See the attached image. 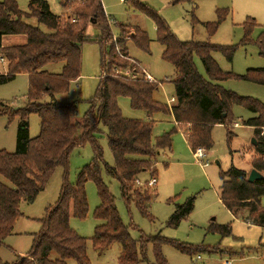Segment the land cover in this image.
<instances>
[{
    "label": "trees",
    "instance_id": "16d2710c",
    "mask_svg": "<svg viewBox=\"0 0 264 264\" xmlns=\"http://www.w3.org/2000/svg\"><path fill=\"white\" fill-rule=\"evenodd\" d=\"M193 0H172L173 5L191 3ZM63 14L51 12L45 0H31L29 13L19 10L15 0L0 2V60L6 63V73L0 74V85L16 79L20 74L28 76L27 104L10 113L0 112V116L19 117L20 125L16 135V151L12 154L0 151V175L7 179L11 187L0 184V248L13 234L16 222L23 216L21 205L32 203L45 189L49 179L59 167L67 169L69 157L74 149L91 144L94 159L78 175L77 184L71 185L65 173L59 200L48 213L39 233L33 234L31 251L10 264H91L86 252L87 241L70 228L71 215L83 220L88 215L85 185L92 181L97 189L100 204L95 211V219L100 222L91 239L93 249L102 254L113 245L121 248L119 264H139L146 261L148 245L153 246L156 264H166L162 248L172 246L183 254L193 256L199 252H217V249L192 248L174 243L160 235L140 237L134 240L129 228L122 222L115 200L101 177L103 151L98 140L101 128L107 131L108 148L113 158V166L105 165L107 175L115 179L121 196L127 205L133 203L142 216L149 217L154 189L149 182L156 177V156L171 149L169 135L153 140L152 121L127 119L122 116L118 99L128 98L133 110L144 111L148 117L155 113L172 114L175 124L185 131L188 146L195 153L205 152L213 147L212 130L215 126L231 127L234 124L232 109L243 107L255 116L244 122L254 131L257 145L253 146L256 156L251 160V169L259 172L263 179L248 182L249 174L231 167L221 178L220 201L234 216L243 218L250 225L264 228V104L252 98L239 97L225 90L221 84L229 79L239 78L223 72L213 55L219 53L231 62L234 49L213 46L209 43L182 42L171 32L167 23L151 7L134 0V8L151 18L156 26L157 41L164 47L162 59L170 63L176 78L174 105L169 107L153 100V93L159 84L147 80L144 71L128 58L126 48L127 27L121 26L120 36L115 39L111 33L101 0H57ZM228 13L218 12L217 21L206 25L210 36L227 18ZM35 18L38 25L47 32L25 22ZM89 25L98 26L101 36L86 35ZM255 20L248 18L244 24L247 41ZM132 41L147 51L149 39L144 31L132 28ZM5 36H22V45L2 47ZM98 43L101 53V79L95 96L87 103L89 110L81 121L76 120V103H59L55 95L68 93L70 84L77 81L81 72V46L84 43ZM114 43V44H112ZM261 56H264V36L258 41ZM116 47L122 49L117 53ZM120 55L126 60H120ZM198 58L207 78L199 74L195 65ZM127 60L131 62L128 63ZM63 64L60 74H49L44 69L50 64ZM130 68L134 77H126L116 72ZM247 77L264 84V70H250ZM49 98L45 101V98ZM0 106L3 107L2 104ZM9 108V107H8ZM36 115L40 120V133L29 137V117ZM188 128V129H187ZM228 131L227 137L231 138ZM149 172L151 180L141 185L138 176ZM173 202V200L171 201ZM175 203V210L168 221V227L177 228L191 215L194 198L183 203ZM245 211L243 217L240 212ZM219 235H228L229 226L211 225ZM55 255V258H52ZM0 264L4 263L0 259Z\"/></svg>",
    "mask_w": 264,
    "mask_h": 264
},
{
    "label": "rangeland",
    "instance_id": "374dc122",
    "mask_svg": "<svg viewBox=\"0 0 264 264\" xmlns=\"http://www.w3.org/2000/svg\"><path fill=\"white\" fill-rule=\"evenodd\" d=\"M4 1V0H0ZM19 10L29 13L31 0H15ZM53 14L60 16L63 11L57 0H45ZM151 7L167 23L171 32L182 42L209 43L213 46L230 47L234 49L231 62L215 53L213 58L225 73H231L239 78L229 79L221 86L239 97L252 98L264 104V84H259L247 77L250 70H264V56H261L258 41L264 36V0H193L191 3L173 5L172 0H137ZM134 0H101L103 9L109 22L111 33L115 39L120 36L121 26L127 27L126 48L128 58L138 64L141 71L151 77L152 82L159 84L153 93V100L161 105L172 107L175 94L174 67L162 59L164 47L157 41V31L154 21L139 13L133 6ZM228 13L217 32L210 36L206 25L217 21L218 12ZM248 18L255 20L256 26L244 41V24ZM31 26L47 32L44 26L38 25L35 18L26 19ZM132 28L144 31L149 39L147 51L139 48L131 39ZM86 35L92 38L101 36L98 26L89 25ZM26 41L22 36H5L2 47L22 45ZM114 44V43H112ZM117 53L122 49L116 47ZM102 49L98 43L87 42L81 46V72L77 81L70 84L68 93L55 95L59 103H76V120L81 121L89 110L88 101L97 91L101 75ZM120 60H126L120 55ZM195 65L199 74L207 78L200 60L195 58ZM130 63V60H127ZM63 64H50L45 67L49 74H60ZM117 68H115L116 70ZM123 76L132 77L130 68L123 71L116 70ZM6 73V63L0 60V74ZM28 76L20 74L16 79L5 85H0V112L10 113L19 110L27 104L29 87ZM49 98H45L47 101ZM118 106L122 116L127 119L152 121L154 124L153 140L163 135L171 138V149L161 151L156 156V185L153 201L149 209V217L142 216L135 204L127 205L121 196L119 184L106 173L107 166H113V158L108 148L107 131L101 128L102 134L98 143L103 151V164L100 166L102 180L113 195L119 216L129 234L134 240L140 237L160 235L176 244L192 248L204 247L217 249V252L203 251L193 256L183 254L172 246L162 248V255L166 264H264V228L250 225L243 218L234 216L220 201L221 178L232 166L251 172V160L256 156L252 148L255 139L254 131L244 122L255 115L235 106L232 109L234 124L231 127L218 125L212 130L213 147L205 152V157L199 159L188 146L185 131L175 124L172 114L155 113L148 117L144 111L133 110L128 98H119ZM9 107V108H8ZM29 137L35 138L40 133V120L32 115L28 120ZM19 117L9 115L0 116V151L14 153L16 151V135L19 129ZM188 129V128H187ZM228 131L232 137L228 138ZM264 137V129L262 130ZM256 141V139H255ZM199 150V149H198ZM203 150V149H201ZM204 151V150H203ZM94 153L91 144H86L73 150L69 157L67 169L59 167L49 179L45 189L32 203H23V216L16 222L13 234L9 236L0 248V259L4 263H12L17 258L28 254L33 246V234L41 231L48 213L55 208L61 193L65 173L71 185L77 184L78 175L83 168L92 163ZM206 164V165H205ZM149 172H142L139 176L141 185H147L151 180ZM154 179V178H153ZM0 184L11 187L10 182L0 175ZM88 203V215L79 220L70 217V228L87 241L86 252L91 264H119L118 258L121 248L113 245L101 255L92 247L91 239L96 227L100 224L95 219V211L100 204L97 189L92 181L85 185ZM194 198V208L190 216L185 218L177 228L168 227V221L175 210V203L181 204L187 198ZM173 200V202H171ZM264 208V198L261 199ZM245 211L240 212L243 217ZM211 225L229 226L228 235H219L212 230ZM200 257V260H197ZM55 258V255H52ZM68 264H77L70 260ZM139 264H156L152 245H148L146 261Z\"/></svg>",
    "mask_w": 264,
    "mask_h": 264
},
{
    "label": "built area",
    "instance_id": "2783aa9c",
    "mask_svg": "<svg viewBox=\"0 0 264 264\" xmlns=\"http://www.w3.org/2000/svg\"><path fill=\"white\" fill-rule=\"evenodd\" d=\"M121 2L124 1V0H120ZM133 78H135L133 76ZM146 78L148 81L152 82V79L150 76L146 75ZM174 101V100H173ZM172 101V102H173ZM205 151L199 149V150H196V152L194 153L195 157L199 158V159H203L205 157ZM206 165V164H205ZM154 184L156 185V180L155 179H152L150 182H149V186H154ZM197 260H200V257H197ZM230 264V263H229Z\"/></svg>",
    "mask_w": 264,
    "mask_h": 264
},
{
    "label": "water",
    "instance_id": "95a60500",
    "mask_svg": "<svg viewBox=\"0 0 264 264\" xmlns=\"http://www.w3.org/2000/svg\"><path fill=\"white\" fill-rule=\"evenodd\" d=\"M252 145L253 146H256L257 145V142L255 141V139L252 140ZM263 179V176L257 172L256 170H251V172L249 173V176H248V182L249 183H254L258 180H261Z\"/></svg>",
    "mask_w": 264,
    "mask_h": 264
},
{
    "label": "crops",
    "instance_id": "0c3cea01",
    "mask_svg": "<svg viewBox=\"0 0 264 264\" xmlns=\"http://www.w3.org/2000/svg\"><path fill=\"white\" fill-rule=\"evenodd\" d=\"M62 14H63V13H62ZM62 14H61V15H62ZM25 42H26V41H25ZM14 46H15V45H14ZM145 74H146V73H145ZM172 100H174V99H172ZM174 102H175V100H174L172 103H174ZM176 125H177V124H176Z\"/></svg>",
    "mask_w": 264,
    "mask_h": 264
}]
</instances>
